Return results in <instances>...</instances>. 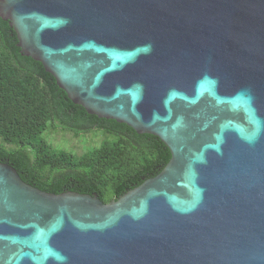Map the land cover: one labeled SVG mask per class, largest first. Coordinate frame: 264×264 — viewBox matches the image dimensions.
<instances>
[{"label": "water", "instance_id": "1", "mask_svg": "<svg viewBox=\"0 0 264 264\" xmlns=\"http://www.w3.org/2000/svg\"><path fill=\"white\" fill-rule=\"evenodd\" d=\"M24 56L171 160L104 203L0 162V264H264V0H0Z\"/></svg>", "mask_w": 264, "mask_h": 264}, {"label": "trees", "instance_id": "2", "mask_svg": "<svg viewBox=\"0 0 264 264\" xmlns=\"http://www.w3.org/2000/svg\"><path fill=\"white\" fill-rule=\"evenodd\" d=\"M18 44L16 31L0 17V162L43 191L98 195L106 204L165 168L172 155L158 137L89 114ZM57 133L102 139L76 153L51 141Z\"/></svg>", "mask_w": 264, "mask_h": 264}, {"label": "rangeland", "instance_id": "3", "mask_svg": "<svg viewBox=\"0 0 264 264\" xmlns=\"http://www.w3.org/2000/svg\"><path fill=\"white\" fill-rule=\"evenodd\" d=\"M100 134H91L89 136H82L76 138L72 134L57 133L52 134V142L60 149L81 153L83 149L89 147L95 148L99 146L100 140L102 139Z\"/></svg>", "mask_w": 264, "mask_h": 264}]
</instances>
